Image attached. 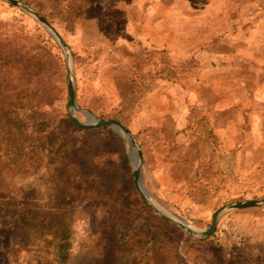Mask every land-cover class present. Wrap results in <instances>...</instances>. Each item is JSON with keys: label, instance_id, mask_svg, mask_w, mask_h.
<instances>
[{"label": "rangeland", "instance_id": "374dc122", "mask_svg": "<svg viewBox=\"0 0 264 264\" xmlns=\"http://www.w3.org/2000/svg\"><path fill=\"white\" fill-rule=\"evenodd\" d=\"M23 1L69 48L79 120L88 110L129 129L142 150L143 185L159 204L206 229L219 207L264 197V0ZM0 57L1 200L36 216L67 215L65 264H111L115 228L131 225L134 215L143 219L130 240L140 264H151L150 224L176 227L177 264H215L217 245L196 241L209 236L187 233L138 192L123 138L111 127L80 130L73 122L63 50L39 22L2 0ZM5 108L20 127L5 123ZM36 110L43 119L56 116L47 138L66 140L67 158L20 146ZM217 227L221 244L238 240L246 260H256L264 206L227 212ZM19 232L1 225V262L62 264L48 233L41 241L28 230L34 245H25Z\"/></svg>", "mask_w": 264, "mask_h": 264}, {"label": "trees", "instance_id": "16d2710c", "mask_svg": "<svg viewBox=\"0 0 264 264\" xmlns=\"http://www.w3.org/2000/svg\"><path fill=\"white\" fill-rule=\"evenodd\" d=\"M1 62L0 57V63ZM7 111L8 110L5 108L2 114L4 115L3 117H6L5 123L13 121L14 124L20 127V120L14 117L11 121V118L6 116ZM41 115L43 114L38 110L33 112L31 118L32 129L26 136L20 137V146L32 143L35 150L39 153L47 150L51 158H59L62 154L67 158L69 149L66 140L57 137L47 138L49 127L57 121L56 116L43 119ZM2 126L3 124L0 121V127ZM79 129L81 130L83 128ZM211 135L214 137L215 134L211 132ZM2 195L0 190V229L1 225L10 223L11 226L13 225L14 230H20V241L25 245H34V237L32 234L30 235L27 233L28 230L34 231L36 239H41V241H43L46 236L45 233H48L50 241L55 242V259L65 264L69 260L71 254L70 218L64 213H52L50 215L49 212H44L40 216H36L24 207L21 208L18 203L11 202V205L8 206V203L1 200ZM256 197H258V195H252V198ZM142 203L147 206L144 200H142ZM13 207L16 211L11 213L12 211L10 212L9 209ZM134 216L131 225L118 224L115 228L116 238L118 240V254L117 258L111 264H140L141 257L138 250L130 245V240L139 235L135 231V228L143 222V219L139 218L138 215ZM5 219H7V222H5ZM170 227L172 229L169 231L164 227L154 224L148 226V229L151 231V238L148 240L149 248L147 252L150 255L151 264H177V238L174 236L177 229H175L176 227L173 225ZM221 240L222 230H220L219 227H217L216 231L208 238L196 239L197 242L202 244L212 245L214 243L217 245L216 248L218 249V253L216 256H212L215 264H264V242L255 257L256 260L247 261L243 252L244 249L241 247L238 240H232L228 242L229 244L227 243L228 245L221 244ZM0 264H5V262H1L0 260Z\"/></svg>", "mask_w": 264, "mask_h": 264}, {"label": "water", "instance_id": "95a60500", "mask_svg": "<svg viewBox=\"0 0 264 264\" xmlns=\"http://www.w3.org/2000/svg\"><path fill=\"white\" fill-rule=\"evenodd\" d=\"M8 3H11L17 6L19 9L23 10L25 13L34 18L37 22H39L45 30L51 35V37L59 44L61 49L63 50L66 61H67V80H68V103H69V113L73 122L81 128H93V127H111L114 131L123 138L125 143L127 144L128 153L132 158L133 164V175H134V183L138 192L152 205V207L163 217L170 220L187 233L198 237V238H206L214 233L218 221L222 215L227 212L264 206V197L255 198V199H247V200H238L234 202L227 203L214 211L212 214L211 222L206 229H199L192 224H190L184 218L178 216L177 214L167 210L161 204H159L150 193L146 190L143 185L141 179V167L143 164V156L142 150L136 142L135 137L129 131V129L119 120L117 119H104L101 117L95 116L92 112L88 110H82L87 117L86 121H80L77 116V104H76V84L75 77L73 73L72 63H71V54L69 48L62 36L59 32L52 26L49 21L38 11L33 9L30 5L26 4L23 0H2Z\"/></svg>", "mask_w": 264, "mask_h": 264}]
</instances>
